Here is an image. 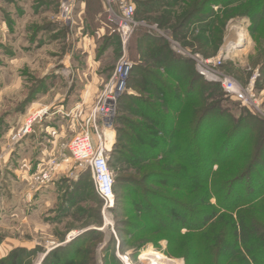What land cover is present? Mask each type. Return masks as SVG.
Returning a JSON list of instances; mask_svg holds the SVG:
<instances>
[{"label":"rangeland","instance_id":"1","mask_svg":"<svg viewBox=\"0 0 264 264\" xmlns=\"http://www.w3.org/2000/svg\"><path fill=\"white\" fill-rule=\"evenodd\" d=\"M260 1L131 0L136 27L123 43L115 28L107 24L104 0H72L69 24L58 21L57 12L55 20L65 30L69 29L71 40L70 63L64 73L65 87L70 84L68 104L64 107L67 114L51 115L55 109L42 108L46 113L31 124L30 132L23 137H15L32 114L41 111H30V104L19 107L28 95L29 87L38 78L46 79L42 75L46 70L45 62L33 65V75L30 67H24L21 79L26 85L22 90L0 93V260L15 252V264H41L50 252L76 241L66 251L68 256L74 252L78 255L75 259L69 256L70 261L67 262L72 264H143L138 257L147 251L156 252L176 264H213L216 248L207 246L213 242L214 233L222 228L220 219L212 220L214 223L208 239L202 234L183 238L187 232L183 229L170 241L165 232L152 229L150 220L143 217L141 208L155 204L150 194L180 195L170 187L156 184L154 172L159 168L155 161L147 157L134 166L121 159L112 171L113 184L117 178H123L125 187L113 192V205L106 209L104 202L99 204L101 198L95 192L91 173L77 167L65 146L78 133L79 124L88 118L93 120V111L105 93V86L124 57L133 64V68H140V73L133 72L134 82L130 84L127 80L122 96H142L153 109L158 110L159 119L167 128V133L159 136L164 144H171L169 134L182 135L190 120L192 124L188 130L192 135L201 113L208 106L215 105L223 112H220L223 114L221 119L214 114L206 116L207 124L199 128L198 140L193 144L199 160L205 161L206 156H214L221 140L231 131L233 125L229 117L243 119L239 136L227 149L225 163L220 167L226 175H238L237 172L255 156L264 138V5L259 6ZM143 2L148 6H143ZM82 3L86 7L81 13ZM93 4L98 9L96 13ZM194 8H203L208 14H197L175 34L174 26L178 24L179 17ZM89 11H93L92 15ZM164 16L168 23L161 27L157 19ZM83 37L86 38L85 44L81 41ZM145 37L148 42L143 41ZM198 41H204L202 47ZM169 56L174 58L173 64ZM50 60L55 69L61 67L56 65L58 59ZM217 60L220 65L206 64ZM212 75L235 82L244 95L251 90L254 103L244 107L241 101L226 97L221 84L209 80ZM15 81L14 77H0V90L3 83L13 87ZM203 83L213 87L202 90ZM59 85L61 91L62 84ZM160 85L165 87L164 92L170 98L160 92ZM175 94L179 97L175 98L176 101L171 97ZM170 106H180L181 112H171ZM135 107L136 104L131 103L122 116L133 123H141L143 119L132 114ZM44 117H48L46 122ZM47 122L54 123V133L45 132ZM115 128L113 121L112 129H103L104 137L100 134L105 139L107 150H110L109 160L116 141ZM143 130L148 134L152 129L145 127ZM127 132L139 139L138 133ZM93 141L97 143L95 134ZM260 152L255 169L258 172L264 170V147ZM217 168L214 165L212 172ZM219 178L217 173L215 181ZM249 181L247 179L238 191L247 187ZM81 192L82 196L77 198ZM116 195L121 199L118 203L115 202ZM209 204H215L214 199L209 200ZM232 216L236 218L235 212ZM253 216L262 225L263 236L264 199L254 209ZM243 224L248 223L243 219ZM238 239H242V235ZM260 245H263L259 248L262 254L260 261L263 262L264 237ZM239 252L242 259L247 258L242 248Z\"/></svg>","mask_w":264,"mask_h":264},{"label":"trees","instance_id":"2","mask_svg":"<svg viewBox=\"0 0 264 264\" xmlns=\"http://www.w3.org/2000/svg\"><path fill=\"white\" fill-rule=\"evenodd\" d=\"M147 4V2L142 3L143 6H148ZM208 5L209 2L207 3V6ZM258 5L262 7L264 5V0L260 1ZM95 7L96 6L93 4V10ZM97 10L96 7L94 12H98ZM89 12L92 15L93 11ZM148 13L150 12L148 11ZM142 14L145 15V13ZM197 14L205 16L208 13L206 10H203V8H194L191 12L183 14V16H180L177 20L178 24L174 26V33L177 34V31L183 28L187 21ZM157 20L161 27L166 26L168 23V18L166 16ZM107 24L109 23L107 22ZM45 27L46 26L36 28V30L41 31V29ZM63 30L66 32L68 28ZM143 39V41L148 42L147 37ZM209 41L205 40V42ZM203 42L204 41H198L201 47ZM171 59V63L173 64L175 60L174 58ZM139 69L140 68H132L128 77L130 84L134 82L131 75H133L135 71L139 72ZM47 81L48 78H38L35 84H32L27 90L28 95L24 97L19 108L26 107V105L30 104L38 94L43 92L46 88ZM197 81H200V79H197ZM136 85H138L137 82ZM137 87L139 89L141 88L140 85ZM159 87H161L160 92L170 98L168 93L166 91L164 92L165 87L161 85ZM209 87L213 86L208 83H203L201 89L203 90L204 88L208 90ZM171 97L174 100L175 98L179 99L176 94L175 97L174 95H171ZM170 101H172V99H170ZM131 103L136 104V111H131L132 114H136L137 117L143 119V122L133 123L127 117L122 116V113L128 110ZM151 106L152 105L142 98V96L129 97L123 95L118 100V113L114 119L116 126V141L112 147L110 160L108 161V167L112 172L120 163L121 159L127 161L129 165L136 166L137 164L139 165V162L143 158L148 159L147 157H149L157 163V167L159 168V171L154 172V176H157V178H155L156 181L154 179L156 184L170 187L180 192V195L177 197H173V195L166 196L162 192L150 194L152 195V202L155 204L146 205V208L140 207L143 217L150 220V224L153 226L152 229L165 232L167 234L166 237L169 238L170 241L174 237L179 236V232L183 229L187 231L183 238H192L197 234H202L208 239V234L212 232V224L214 223L212 220L215 218L216 220L220 219L219 222H222V228H219L214 233V240L212 243H209L210 245L206 243V245L208 244V248H216L214 250L213 264H264V259L263 262L260 261L262 254L259 252V248L263 246L260 245L261 239L264 237V235L261 236L263 227L259 224L258 220L253 218L254 209L264 199V170L261 172L255 170L261 156L260 151L264 147V138H262L261 145L256 151V154H254L256 157L254 156L251 158L248 165L237 172L238 175H226L222 173L220 167L225 163L224 156H226L227 149L236 142V137L239 136L238 130L240 123H243V119L239 118L233 120L229 117L233 125L231 131L228 132L227 137L221 140L218 145L219 150L214 153V156H206L204 161L199 160V156L195 154V148H193V144L198 140L199 128L202 129L207 124L204 120L206 116L214 114L218 116L220 120L223 115L221 113L223 112L215 105V107L208 106L203 113H201V118L198 117L199 120L195 124L196 128L193 129L192 135L189 134L188 130L192 124V120H190L187 127L184 126L182 135L175 136L174 133L169 134V136L172 137L170 141L171 144H164L161 142L162 140L159 136L161 134L165 135L167 133V128L160 121L158 110H156L155 107L153 109ZM169 109L171 112H181L180 106H176V108L170 106ZM149 112L153 114L150 115ZM148 123H150V125H147ZM145 127L152 130L149 131L148 134H144L143 129ZM128 130L135 134L138 133L139 139L136 140L134 136L129 135L127 132ZM173 138L175 140H173ZM181 139H184V141ZM179 142L180 145L178 144ZM241 144L242 141L240 146ZM149 151H151V154ZM214 165H217L218 168L215 172H212V167ZM217 173L220 176L218 179L219 181H215ZM247 179L250 180L249 184H247L248 186L238 191L240 187L245 185ZM123 180V178H117L116 183L114 182V193H116L117 188L123 187L122 189H124ZM82 194L83 192L78 194L77 198L81 197ZM211 199H214L215 204H209V200ZM119 200H121L120 197L116 195L115 202L118 203ZM102 202L103 201L100 200L99 204L102 205ZM241 207L246 208L241 211L239 210ZM234 212L236 214L235 219H233L232 216ZM243 219L248 223L247 225L243 224ZM237 222L239 227L237 226ZM203 233H205V235ZM241 235L242 239H238V236ZM75 242L50 252L41 264H72L67 262L70 261L69 256L75 259L78 255L74 252L72 255L69 254L68 256L66 251H69V248H72ZM240 248L245 251L247 256L246 259L240 257ZM165 255L170 256L171 254L165 253ZM14 256L15 252H12L8 257L0 260V264H15L13 262ZM236 256L239 258L235 259Z\"/></svg>","mask_w":264,"mask_h":264},{"label":"crops","instance_id":"3","mask_svg":"<svg viewBox=\"0 0 264 264\" xmlns=\"http://www.w3.org/2000/svg\"><path fill=\"white\" fill-rule=\"evenodd\" d=\"M85 7L84 3L80 4L81 13ZM57 12L58 0H0V77L16 80L13 87L3 83L0 93L22 90L26 85L21 79L24 67H30L33 75V65L45 62L46 70L42 75L48 78L46 88L30 103L29 110L55 109L51 115L65 116L70 84L65 87L64 73L70 63L71 40L69 29L65 32L64 26L55 20ZM44 26L41 31L36 30ZM85 40L81 39L83 44ZM51 58L58 59L56 65L61 67L55 69ZM59 84H62L61 91ZM48 117H44V122ZM46 124L45 132L54 133V123Z\"/></svg>","mask_w":264,"mask_h":264},{"label":"built area","instance_id":"4","mask_svg":"<svg viewBox=\"0 0 264 264\" xmlns=\"http://www.w3.org/2000/svg\"><path fill=\"white\" fill-rule=\"evenodd\" d=\"M104 2L106 21L115 28L123 43L136 27L134 5L131 0H104ZM72 3V0L59 1L57 20L63 24L70 23ZM211 63L212 66L220 65L219 60L206 62V64ZM132 68L133 64L122 57L105 86L104 95L93 111V120L88 118L85 123L79 124L78 133L65 146L77 167L81 170L88 169L90 171L95 192L104 202V208L106 209L111 208L113 205V175L108 167L110 150H107L105 139H102V136L104 137L102 130L112 129L117 101L126 91V83ZM211 77L210 81L221 84L226 97L241 101V105L244 107L251 106L254 103V95L251 90L246 91L244 95L235 82L226 78L221 79L215 75ZM44 113L46 111L41 110L32 114L27 123L19 128L15 137L20 138L29 133L31 124ZM93 134L96 135L97 143L93 141ZM43 177L45 178L46 175H43ZM110 197H112V203Z\"/></svg>","mask_w":264,"mask_h":264},{"label":"bare ground","instance_id":"5","mask_svg":"<svg viewBox=\"0 0 264 264\" xmlns=\"http://www.w3.org/2000/svg\"><path fill=\"white\" fill-rule=\"evenodd\" d=\"M110 202L112 203V197H110ZM138 261L143 264H176L174 261L171 262L153 251L142 253L140 257H138Z\"/></svg>","mask_w":264,"mask_h":264}]
</instances>
